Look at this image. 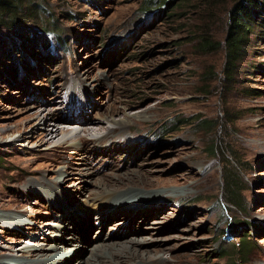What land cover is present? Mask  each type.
I'll use <instances>...</instances> for the list:
<instances>
[{"label": "rangeland", "instance_id": "374dc122", "mask_svg": "<svg viewBox=\"0 0 264 264\" xmlns=\"http://www.w3.org/2000/svg\"><path fill=\"white\" fill-rule=\"evenodd\" d=\"M33 1L46 13L25 11L18 23L36 30L47 27L57 34L51 35L54 50L44 55L49 40L42 49L46 64L26 55L21 37L13 35L12 83L10 63L0 54V74H4L0 77V215L20 217L28 212L25 219L30 227L41 230L44 223L50 225L35 233L27 224L0 223V260H10L27 241L31 246L44 245L45 253L62 245L58 253L69 250L87 263L93 246L124 242L119 236L110 238L118 230L115 225L98 229L102 208L85 214L87 224H95L87 244L57 206L66 201L68 208L85 204L89 209L93 191H103L92 181L105 179L111 190H123L116 192L123 195L125 189L131 191L124 185L140 186L137 189L147 196L161 194L141 203L149 206L144 216L131 223L128 216L121 223L132 227L127 230L133 234L130 242L140 251H161L167 264H232L235 258L239 264H264V27L250 33L228 77L231 0H172L171 5L157 0L146 12V0ZM13 31L14 27L0 23L1 40L11 38ZM202 34L220 41V48L201 49ZM28 63L36 66L32 73ZM48 112L59 117L55 126H69L83 135L79 148L72 145L79 139L71 136L65 145L59 146L58 140L51 143L49 128L37 118ZM196 115L216 125L210 131L187 124L171 129L173 118ZM100 116L134 118L118 127L99 123ZM90 121L93 126L84 130ZM93 129H99L95 137L88 134ZM215 140L221 147L212 156L209 146ZM232 149L244 163L247 206H233L222 194L225 158ZM87 167L93 173L84 175ZM62 169L69 181L59 180ZM133 172L145 178L122 187L110 182ZM147 177L155 183L145 185ZM51 187L56 189L55 202L46 193ZM62 224L76 231L63 236L73 234L78 240L68 245L53 240L50 232ZM242 233H250L253 241L246 261L242 263L238 253L222 257L221 248L228 245L230 251L229 242L239 246ZM84 245L87 248L80 249ZM115 258L119 264H135V259L127 263L118 255ZM29 260L28 264H35Z\"/></svg>", "mask_w": 264, "mask_h": 264}, {"label": "bare ground", "instance_id": "6f19581e", "mask_svg": "<svg viewBox=\"0 0 264 264\" xmlns=\"http://www.w3.org/2000/svg\"><path fill=\"white\" fill-rule=\"evenodd\" d=\"M73 92H74V90H73ZM43 105H45V104H43ZM86 105H91V104L88 102ZM66 109L67 108H65V110ZM84 109L86 110V106L84 107ZM135 116L137 118H143V116H141L140 114H136ZM37 118H39L41 120V123H44L45 127L49 128V129H47V131L49 133L50 140L52 141L51 143H56V141L58 140L57 142H60V144H58L59 146H62L63 144L65 145V143L68 140V136H71V138L74 137V138L79 139L78 142L75 141L72 143L73 146H76L77 148H79V146L82 145L81 143L83 142V138H82L83 135L81 136V133L79 131H77L74 128H71L69 126H64L67 128H59V127L54 125L53 121L55 122L59 118V117H56L55 113H53V112L41 113L40 117H37ZM133 118L134 117L130 118L129 116H125V118H123V120L122 119L116 120V119L111 118V117L100 116L99 117V123H103V124L104 123H106V124L111 123L112 126L123 127V126L128 125L127 123H130V119H133ZM89 120L90 119H87V121H89ZM91 122L92 121H90L89 123H91ZM92 126H93V123L88 124L84 130H89V129H91ZM99 129H101V128H99ZM99 129L96 131L99 132ZM90 131H92V130H90ZM96 131L93 129V133L89 132L88 134L95 137L98 135V132H96ZM95 134H97V135H95ZM76 153L78 154V151H76ZM70 166H72V165H70ZM83 169L85 170V171L83 170L84 175H89V174L93 173L92 169L89 167L83 168ZM64 171H65L64 169L61 170V173L63 172V175H61L59 180H61V181L63 180L64 182H66V181H69V179L64 178L65 176H68V175H66V173ZM133 173H135V174H133L131 177H130V174L124 175L123 177H116V176L112 177L110 182H112L113 183L112 185H114L116 187H122V185H121L122 183H124V184L137 183L135 180L140 181L141 180L140 178H145V177H142V175L139 174L138 172H133ZM127 181H130V182H127ZM154 181H156V179H152L151 177H147L145 180V185H152L155 183ZM91 184H93L95 187L96 186L99 187L96 189H100L101 187H103L102 188L103 191L100 193H99V190L93 191V194H95L94 195L95 198L91 201V205L89 206L90 210L86 207L87 205H85V204H83L81 206H77V207L68 205L70 207V208H68L67 207L68 203H66V201H63L62 203L57 204L58 208L61 210L62 213H64V215H66L65 218H68V220H72V221H70V223H74V225L77 227V229L81 232V236H82L83 240L86 241L87 244L90 243L89 234L92 231V227H95V224H94V226L93 225L89 226V224H87V222H88L87 219L89 218V216L87 217V216H85V214H88V211H95L98 208H102L103 210H99L100 211L99 214L101 213L100 215H102V216L98 218V220L101 221L100 227H98V229L99 228H101V229L107 228L108 224H111V226L113 225L112 227H114V225H115V227L118 230H115L113 233H111L110 238L113 239V238L119 236L118 237L119 240L124 239L125 240L124 242H117V243L114 242L113 244L112 243L111 244L102 243V244L93 246L92 252H91L92 256H90V259L88 260V262L85 263V260L79 261L75 257L76 255L75 256L72 255V252L69 250L67 252V250L65 249V251L63 250L64 251L63 253H58L60 251L58 249L63 248V247H61L62 245L59 246V244H58L57 248L53 247L52 249H49L48 251H46L49 253L52 252L49 254V253L43 252V250H44L43 246L44 245L31 246L26 241V243H27L26 245L24 244L23 247L21 246V247L15 249V253L11 256L10 260H5V259L0 260V264H28V259H30L29 261L32 260L35 264L36 263H40V264L50 263L49 261H46L45 259H49L51 261V264H67L68 261L71 262L72 264H107V262H108V264H119V262H117L116 258H115L117 255L119 256V260H122V261L127 262V263H129L128 261L131 260L130 262H132V259H135V261H133V262H135V264H167L169 260H166L167 258H165L163 255H161V251L159 253L156 251H153V252L152 251L151 252L140 251L138 249V247H134V244H132V241L130 242V237H131L130 234H132L131 233L132 227L128 228L127 225H121V223L123 221H125L128 216L132 217L129 220V223L133 222L134 220H136L139 217L144 216V212H146V209L149 206H145L141 203L143 201L148 202L151 199H155V196L158 197L161 194L159 192H157L158 194L150 195L151 194V192H150V193H148L149 196H147L146 194H141L142 192L139 190L140 186L129 187V185L123 184L124 186H128V188H130L129 190H131L130 192H127V189H125L126 191L123 195L121 193H116V192H121L123 190H118V189L117 190H111V188L108 186L107 180H105V179L104 180H97L94 182L92 181ZM104 186H106V187H104ZM137 188H139V189H137ZM55 190L56 189L54 187H51V191L46 192L47 195L54 202L56 201V198L54 196ZM169 190H172V189H169ZM135 191H138V192L135 193ZM183 192H185V191H183ZM142 206H144V208L139 209ZM27 213L26 212L20 213L21 214L20 217L19 216L18 217L13 216V214H10V213L7 215H0V223L6 227L8 225L20 227L22 225L27 224V226L29 228H31L32 226L30 227L28 225V224H30L27 221L28 219H25ZM117 213H120V214H117ZM70 217H72V218H70ZM148 218H149V216L146 217V219H148ZM92 219L94 220V218H92ZM89 223H90V221H89ZM154 223H160L161 224V221L160 222L154 221ZM46 225H50V224L44 223V225L41 226L42 227L41 230H38L34 227H32V228L35 229L34 230L35 233L36 232H43L45 229L44 227H46ZM51 226H53V225H51ZM84 227H87V228L85 229ZM53 228L58 229L60 231V233L58 230H57L58 232L55 230L56 233L54 231H53V233L50 232L51 236H53V240L65 243V245L71 244V242L75 241L76 239L78 240V237H75L73 234H71V236H72L71 238H69V237L66 238L63 236L64 233H66V231L71 232V233H73V231H74V233H76L75 230H72L71 227H68L67 225H64V224L57 225V226H54ZM129 229L131 231H127ZM139 230L140 229H138L135 233L139 232ZM135 233H134V235H135ZM131 239H136V237L135 238L133 237ZM78 248H80V247H78ZM86 248H87V246L84 245L83 248H80V249H86ZM55 249H57V250H55ZM88 250H89V248H88ZM78 254H81V253H78ZM101 258H103V260H101Z\"/></svg>", "mask_w": 264, "mask_h": 264}, {"label": "trees", "instance_id": "16d2710c", "mask_svg": "<svg viewBox=\"0 0 264 264\" xmlns=\"http://www.w3.org/2000/svg\"><path fill=\"white\" fill-rule=\"evenodd\" d=\"M165 5H171L172 0H163ZM33 0H0V23H6L15 28V31L12 32L11 38L8 40H1L0 38V54L3 52V56L7 61H9L10 66L12 69L9 68V75L8 80L12 83V79L15 77V67L12 62L11 57V49H10V42L14 43L11 39L13 35H18L21 40V46L23 48L24 53L28 56H32L38 60V62L42 64H46V56L49 55L50 48L54 50V45L52 44L51 35L53 33L57 34L56 30H48L47 27H42L41 30L26 28L24 25H20V17L24 15L23 12H29L30 14L35 13L37 11L46 13V9L41 4L36 5L33 3ZM91 2L94 3L93 0ZM157 0H146L144 3V12L148 9H151L153 3H156ZM232 2V9L230 11V20H229V28L228 34L226 36V47H227V75L230 77L233 67L235 66L236 62L241 58L242 52L244 51L243 47L248 43L250 33H252L257 27H264V0H231ZM25 7V9H24ZM20 17V18H19ZM18 19V20H17ZM4 20H8L7 22ZM22 21V20H21ZM19 22V23H18ZM5 29L9 30L10 28L6 27ZM27 32H32L31 36ZM54 34V35H55ZM1 36V35H0ZM58 36V35H57ZM38 39V40H37ZM60 39V37H59ZM49 40V50L46 51V56H42V49L45 48V41ZM62 40L64 45H67L66 40ZM40 43V44H39ZM36 45V46H34ZM221 46V42L217 40H213L212 36L208 34H202L200 39V47L204 51H217ZM19 54V55H25ZM53 57V56H52ZM9 65V64H8ZM31 73L32 70L35 69V65L28 63ZM31 75V74H30ZM12 76V77H11ZM0 77H4V74H0ZM18 77H20L18 75ZM252 91H257L253 89ZM171 129H178L182 125H196L199 129H206L210 131L214 128L215 121L202 117L201 115H196L194 118H183L178 119L177 117L171 120ZM220 143L215 140L209 146L210 155L214 156L215 154L219 153ZM233 149L229 153L226 154L225 163L226 169L224 173L223 179V197L228 199L229 202L233 206L238 205H246L247 202L245 201L243 192L245 190V184L243 180V171H244V163L239 158H236ZM223 200V199H220ZM225 210L229 208L224 206ZM227 210V212H228ZM229 214V212H228ZM224 219V217H222ZM91 219V223H93ZM239 246H236L233 242H229L231 244L232 249L228 251V245H224L220 250V255L222 257L227 256L228 253H232L235 257L236 253L239 254V258H241V262L244 263L245 257L251 252L253 245L252 239L250 238V233H242ZM232 264H239L236 258L232 259Z\"/></svg>", "mask_w": 264, "mask_h": 264}]
</instances>
